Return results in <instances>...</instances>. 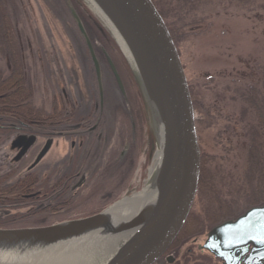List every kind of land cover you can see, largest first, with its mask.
Instances as JSON below:
<instances>
[{
    "label": "rangeland",
    "instance_id": "obj_1",
    "mask_svg": "<svg viewBox=\"0 0 264 264\" xmlns=\"http://www.w3.org/2000/svg\"><path fill=\"white\" fill-rule=\"evenodd\" d=\"M76 1L85 4L93 19L99 20L84 0ZM186 1L178 3L177 0H169L165 6L168 8H164L163 4L161 10L179 37L177 51L187 83L191 85L196 98L202 100L201 125L196 123L195 114L200 158L201 152L207 157L211 155L224 167L223 172L219 170L212 174L218 185L220 178L226 179L230 175L238 178L247 169L248 124L251 116L239 118L245 106L235 101L238 95L234 91L254 86L264 97V0H191L196 6L190 13H187ZM70 7L77 14L72 0H11L8 13L19 38L26 72L32 84L35 107L49 113L55 99L59 96L67 97L81 108L89 124L97 123L102 126V130L103 126L106 127L107 155L103 156L99 170L96 168L95 178L92 176L93 180H85L87 183L82 193V197L86 198L95 188H99V183H104L109 201L103 205L104 209L141 192L147 185L159 150L157 125L140 85L112 34L107 30L126 63L124 66L119 53L107 48L97 38L92 27L81 22L82 18L78 17L99 64L100 93L88 48L71 16ZM109 51L110 57L107 56ZM0 68L5 74L9 73L1 57ZM114 71L121 79L119 83ZM135 87L143 105L142 115L132 96ZM218 108L221 114L217 112ZM205 111L212 117L210 122ZM228 117L238 122L232 136L223 130L227 125H233L228 122ZM229 136L231 140H228ZM61 142L63 154L59 152L60 147L59 150L56 148L38 166V173L55 170L60 175L70 171L71 164L66 157L71 141ZM61 155L65 161L63 165L58 164ZM133 164L134 170L129 177L128 170ZM92 165L79 164L76 172L80 174V179L93 172ZM128 177L130 180L125 183ZM114 189L119 190L120 195L112 202L110 194ZM230 190L219 189V193L223 196L236 194V191ZM83 205H79L76 214L82 215L89 211L96 213L91 207ZM204 206L196 197L191 211L195 215L205 213ZM241 206L245 210L244 205ZM25 212L10 211L8 214L9 218H13ZM42 220L46 222L42 225L46 226L64 221ZM205 258L200 261L215 264Z\"/></svg>",
    "mask_w": 264,
    "mask_h": 264
},
{
    "label": "water",
    "instance_id": "obj_2",
    "mask_svg": "<svg viewBox=\"0 0 264 264\" xmlns=\"http://www.w3.org/2000/svg\"><path fill=\"white\" fill-rule=\"evenodd\" d=\"M91 1L122 42L133 67L117 44L161 126L156 194L132 217L112 212L120 200L85 218L40 228L0 229V264H24L34 252L123 233H129L127 239L105 264H154L181 231L194 203L200 176L195 113L184 68L164 20L151 0ZM70 12L88 48L102 94L99 64L92 46L72 7ZM49 147L50 141L32 167ZM202 249L221 264H264V204L211 229ZM86 256L83 253L80 258Z\"/></svg>",
    "mask_w": 264,
    "mask_h": 264
},
{
    "label": "trees",
    "instance_id": "obj_3",
    "mask_svg": "<svg viewBox=\"0 0 264 264\" xmlns=\"http://www.w3.org/2000/svg\"><path fill=\"white\" fill-rule=\"evenodd\" d=\"M177 1L178 3L181 2V0ZM235 1L241 2L243 0ZM151 2L157 9L162 19L164 20L166 27L169 30L173 42L177 48V43L179 41L177 32L172 24L167 23L166 16L161 10L163 4L164 8H168L165 6L169 4V0H151ZM186 2L187 3L184 4L185 7H188L187 13H190L195 9L196 4H194V2L191 0H188ZM72 3L74 5L78 17L82 18L81 22L83 21L84 23L89 24L94 30L95 34H97V38L104 42L107 48H109L111 51H113L114 53L118 52L119 58L123 61V66L126 65L121 53L119 52V50H117V47L113 43V40L111 39L110 35L103 29V27L97 22L95 18L93 19L87 8L83 4L81 5V3H78L76 0H72ZM10 4L11 0H0V57L6 64V68L9 71L8 74H5V71L0 68V119L13 117L17 121V123L21 124L53 126L76 125L81 121H87L88 118L87 116H84L82 114L81 108L75 106L74 103L67 97L59 96L57 99H55V101L53 102L52 111L49 113L35 107L33 103L34 95L32 84L26 72L19 38L16 30L13 27L10 15L8 13V6ZM111 51L107 53V56L109 55L110 57ZM128 78L129 81L132 83L131 78L129 76ZM188 87L193 104V109L196 114V123L201 125L203 119H201L202 112L200 111V103L202 102V100H198L193 94V89L191 85H188ZM133 89V99L136 102V107L140 109L139 113L142 115L143 105L141 103L140 95L136 87ZM235 93L238 95L237 98H235V101L245 106V110H241L239 118L242 119L246 115L251 116V122L248 124L249 131L247 169L241 177L236 178L230 175L226 179H224L223 177L220 178V183L217 185L215 177L212 174L220 172L219 170H222L223 172L224 167L222 168V163H217V160H215L213 156L210 155L207 157V155H204L201 152L200 176L196 197L200 199L202 205H205L204 211L207 214L216 217L213 218L216 220H214L212 224L220 222L228 217L236 216L237 214L241 213L243 210L241 209L242 204L244 205L243 208L247 209L250 207L259 206L264 203V97L261 95V91L254 86H247L239 90L237 89L234 91V94ZM132 104L134 105V102ZM219 111L220 108L217 109V112ZM205 113L207 114L208 122H210L212 120V117H210V114L208 115V111H205ZM219 113L221 114V112ZM220 116L223 117L224 114L223 116ZM223 121H225V116L223 117ZM228 122H232L233 125H227L228 129L225 128L227 130H223L224 132L228 131L232 136L234 131H236V125L238 122L235 123L234 120L230 119L228 120ZM228 140H231L230 136ZM215 167L218 170L215 169ZM133 170L134 164L133 166H130V170H128V176L129 174L131 175ZM129 177L125 181V183L129 182ZM224 188H227L228 191L230 189L232 191H236V194L229 196L220 195L219 189L223 191ZM111 193L112 194H110V201L113 202L119 197L120 191L114 189L111 191ZM235 200H238V203H236ZM234 203H236V205H239L235 206ZM78 207L79 206H77V204L71 201V203H69V205L67 206V210L61 213L54 214L51 212H31L30 214H28L30 216L22 217L24 218L23 220H25L23 223H32V225L37 224L42 226V224L46 223L42 219L46 218L58 220L62 219L66 221L75 219L77 217H86L93 214L90 211L82 215L76 214ZM194 216L195 213L191 211L182 230L180 231L177 238L172 244H175L181 238L185 229L189 225H191V221ZM11 218L6 217V219L3 220H6L5 222L10 223ZM0 228L6 227L0 224Z\"/></svg>",
    "mask_w": 264,
    "mask_h": 264
},
{
    "label": "flooded vegetation",
    "instance_id": "obj_4",
    "mask_svg": "<svg viewBox=\"0 0 264 264\" xmlns=\"http://www.w3.org/2000/svg\"><path fill=\"white\" fill-rule=\"evenodd\" d=\"M86 123L88 121H81L76 125L69 126L30 125L17 123L13 117L0 119V212H3L0 216V224L6 227L0 229L46 226L24 224L25 220L22 217L30 216L28 214L31 212L61 213L67 210L71 201L77 206L87 202L83 206L91 207L94 212L103 209V205L107 204V189L104 183H99V188H95L97 191L94 189L92 194L86 198L82 197V193L88 179L93 180L96 175L94 173L96 168L99 170L103 156L107 155V131L106 127L103 126L102 130V126L97 123L92 125ZM67 140L71 141L66 157V160H69L67 162L71 164L70 171L60 175L55 170L38 173V166L56 148L60 147L59 152L63 154L61 141ZM49 141L50 147L47 153L37 165L32 167ZM59 158L58 164L63 165L65 162L63 156L61 155ZM82 163H92L93 172L88 173V176L85 174L80 179V174L76 171L79 164L82 165ZM96 165L98 166L96 167ZM74 168L75 170L72 172ZM85 180L87 181L85 182ZM235 202L238 203V200ZM236 203L235 206H237ZM248 209L214 224L212 223L216 219L213 218L216 217L213 215L206 212L195 215L191 225L185 229L181 238L175 244H171L154 264H204L200 261L204 257L215 264H221L218 259L202 249L207 235L217 225L235 220ZM20 210L26 211L25 214L15 215L10 223L2 220L9 217L10 211L20 212Z\"/></svg>",
    "mask_w": 264,
    "mask_h": 264
},
{
    "label": "bare ground",
    "instance_id": "obj_5",
    "mask_svg": "<svg viewBox=\"0 0 264 264\" xmlns=\"http://www.w3.org/2000/svg\"><path fill=\"white\" fill-rule=\"evenodd\" d=\"M84 2L88 5L95 17L99 19L98 21L101 23V25L112 34L124 52L130 65L132 66V62L128 53L125 51L122 42L110 26L109 22L95 7L91 0H84ZM153 115L157 125L159 150L156 153L153 167L150 170L147 185L141 192L130 197H126L117 203L112 208V212H120V214L125 213L126 215H131L132 217L140 212L144 207H146L148 203L153 200L156 194L155 182L161 160L160 146L162 144V130L156 115L154 113ZM126 215L125 217H127ZM128 235L129 233H123L113 237H95L92 240L77 241L73 244L61 245L54 247L53 249L34 252L33 254H30L31 256H27V259L29 260H27L24 264L29 262L34 263V261H44L46 262L45 264H56L55 261H59V264H105L112 254L123 243V241L127 239ZM83 253H86L87 256L80 258ZM61 258L65 259L62 260Z\"/></svg>",
    "mask_w": 264,
    "mask_h": 264
}]
</instances>
